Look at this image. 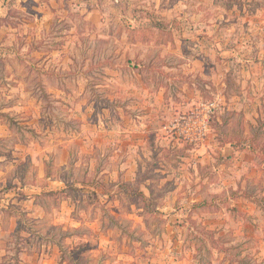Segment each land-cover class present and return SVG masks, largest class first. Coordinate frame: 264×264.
I'll use <instances>...</instances> for the list:
<instances>
[{
  "label": "rangeland",
  "instance_id": "rangeland-1",
  "mask_svg": "<svg viewBox=\"0 0 264 264\" xmlns=\"http://www.w3.org/2000/svg\"><path fill=\"white\" fill-rule=\"evenodd\" d=\"M258 40L264 0H0V264H264Z\"/></svg>",
  "mask_w": 264,
  "mask_h": 264
},
{
  "label": "crops",
  "instance_id": "crops-1",
  "mask_svg": "<svg viewBox=\"0 0 264 264\" xmlns=\"http://www.w3.org/2000/svg\"><path fill=\"white\" fill-rule=\"evenodd\" d=\"M256 46L257 47L255 49L253 47V51L261 53V55H259L260 57H258L257 60H254L252 62L251 61H245V62H247L248 64H252L253 66H255V68L258 71L261 70V73H263L264 72V43L258 40V42H256Z\"/></svg>",
  "mask_w": 264,
  "mask_h": 264
},
{
  "label": "trees",
  "instance_id": "trees-1",
  "mask_svg": "<svg viewBox=\"0 0 264 264\" xmlns=\"http://www.w3.org/2000/svg\"><path fill=\"white\" fill-rule=\"evenodd\" d=\"M163 24H164V23H161V22H160V24H159V25H156V26H157V28H163ZM241 150H243V148H242ZM258 202H259V205H260L262 202H264V199L259 200ZM205 204H206V203H201V204H199V205H194L193 207H194V208H196V207L201 208V207L204 206ZM262 208H263V210H264V205L262 206ZM207 236L211 239L212 242H214V240H215V238H214V233H212V232H211V233L208 232V233H207Z\"/></svg>",
  "mask_w": 264,
  "mask_h": 264
},
{
  "label": "built area",
  "instance_id": "built-area-1",
  "mask_svg": "<svg viewBox=\"0 0 264 264\" xmlns=\"http://www.w3.org/2000/svg\"><path fill=\"white\" fill-rule=\"evenodd\" d=\"M207 125H208V122L207 121H204V129H206L207 128Z\"/></svg>",
  "mask_w": 264,
  "mask_h": 264
}]
</instances>
